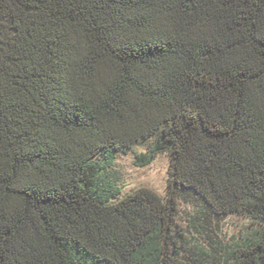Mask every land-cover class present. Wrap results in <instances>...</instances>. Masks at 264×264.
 Here are the masks:
<instances>
[{"label": "trees", "instance_id": "16d2710c", "mask_svg": "<svg viewBox=\"0 0 264 264\" xmlns=\"http://www.w3.org/2000/svg\"><path fill=\"white\" fill-rule=\"evenodd\" d=\"M0 264H264V0H0Z\"/></svg>", "mask_w": 264, "mask_h": 264}, {"label": "rangeland", "instance_id": "374dc122", "mask_svg": "<svg viewBox=\"0 0 264 264\" xmlns=\"http://www.w3.org/2000/svg\"><path fill=\"white\" fill-rule=\"evenodd\" d=\"M142 147H136L135 151H142ZM133 152L117 156L113 165V171L117 176L118 184L122 192L118 198L123 197L130 191L145 187L154 191L158 196L164 197L166 179L168 174L169 156L167 154L159 155L146 166L134 165ZM184 206L181 208V213L178 220L181 223L185 222ZM246 225V221L238 216H227L223 221L215 225L212 229L214 237L222 244L226 243L232 236L237 235Z\"/></svg>", "mask_w": 264, "mask_h": 264}]
</instances>
